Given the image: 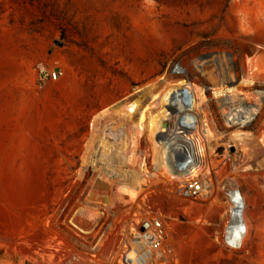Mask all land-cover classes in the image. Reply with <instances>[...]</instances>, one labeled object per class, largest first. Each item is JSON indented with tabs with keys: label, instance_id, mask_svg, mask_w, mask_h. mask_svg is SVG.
<instances>
[{
	"label": "rangeland",
	"instance_id": "1",
	"mask_svg": "<svg viewBox=\"0 0 264 264\" xmlns=\"http://www.w3.org/2000/svg\"><path fill=\"white\" fill-rule=\"evenodd\" d=\"M41 65L60 77L42 84ZM180 78L214 185L195 200L176 196L190 172L148 174L153 144L133 146L116 113L99 118ZM241 105L257 118L230 127ZM234 189L240 247L227 243ZM161 212L174 264H264V0H0V264H120L137 223Z\"/></svg>",
	"mask_w": 264,
	"mask_h": 264
},
{
	"label": "built area",
	"instance_id": "2",
	"mask_svg": "<svg viewBox=\"0 0 264 264\" xmlns=\"http://www.w3.org/2000/svg\"><path fill=\"white\" fill-rule=\"evenodd\" d=\"M182 66L177 63L173 67V73L180 75L185 73ZM60 77V71L50 70L44 65L40 66L39 80L42 84L48 80H56ZM183 99L192 103L193 91L182 88ZM179 101H182L179 97ZM190 101V102H189ZM192 104L191 107L192 108ZM168 115L163 134V144L166 146V164L172 172H189L199 169V175L190 180L180 182L176 190V196L182 199L195 200L198 196L209 195L213 190L211 168L208 163V151H202L206 145L207 133L199 129V114L196 109L190 111L189 120L185 121L178 110ZM181 115V116H180ZM258 109L253 106H233L226 114V121L230 127H243L255 121ZM163 129V128H162ZM159 134V135H160ZM204 167V168H202ZM147 226L142 229V226ZM169 225L163 213L143 218L134 227L130 237L126 241V249L120 258V264H174L175 253L168 244Z\"/></svg>",
	"mask_w": 264,
	"mask_h": 264
},
{
	"label": "bare ground",
	"instance_id": "3",
	"mask_svg": "<svg viewBox=\"0 0 264 264\" xmlns=\"http://www.w3.org/2000/svg\"><path fill=\"white\" fill-rule=\"evenodd\" d=\"M184 83L185 81L183 80V78L177 79V81H170L168 79H164L163 84H161V87H159L160 83L159 81H156L151 85L136 90L135 91L136 97H134L133 99L125 102H120L114 106L113 110L111 108L112 111H110V109L104 110L101 111V113L99 114V118L101 120L106 115L116 113L117 115L121 116V118L124 117L127 121H129L133 126V130L135 129V133L133 137L134 138L133 146L137 147L144 138L153 144L152 147L154 153L152 152L153 153L152 161L155 172L154 173L151 172L148 174L154 175L160 180H161L160 175L163 174L162 168L166 166V161H165L166 151L165 149H163V145H161L162 143L159 144V142L155 139V135L158 132V130H160V125H161L160 121L165 116L173 114V111H170V108H166V107H173L179 111L181 110L182 116H186L185 119L186 121L189 120L190 111H194L193 110L194 108L193 109L182 108V102L178 101L183 91L182 92L176 91V87L183 85ZM188 85L190 86V84ZM191 86L194 85L191 84ZM196 87L197 89H199L198 85H196ZM216 90L221 91V89H216ZM101 120H99V122ZM160 132L162 133L164 131H160ZM159 137L161 138V140L164 138L163 134H160ZM206 145L204 148H202L203 145L201 146L202 151L203 150L206 151L207 149ZM189 172L191 173V175L186 176L185 179L182 180L187 181L199 175V169L197 168ZM177 174H186V171H178ZM143 175L144 174L142 172L135 173L134 183L136 184V187L140 185H148V180L146 178L145 179L142 178L144 177ZM230 193H231V200L237 205L230 224L231 233L236 234V231L239 228L238 222L242 218L241 213H242L243 199L238 189H234Z\"/></svg>",
	"mask_w": 264,
	"mask_h": 264
},
{
	"label": "water",
	"instance_id": "4",
	"mask_svg": "<svg viewBox=\"0 0 264 264\" xmlns=\"http://www.w3.org/2000/svg\"><path fill=\"white\" fill-rule=\"evenodd\" d=\"M239 228L236 231L234 239L236 240V245L234 247H240L242 244V240L246 234V226L244 220L241 218L238 222ZM147 226V223L142 226V229H144ZM231 245V244H230ZM233 246V245H231Z\"/></svg>",
	"mask_w": 264,
	"mask_h": 264
},
{
	"label": "clouds",
	"instance_id": "5",
	"mask_svg": "<svg viewBox=\"0 0 264 264\" xmlns=\"http://www.w3.org/2000/svg\"><path fill=\"white\" fill-rule=\"evenodd\" d=\"M227 243L235 246L236 245V240L235 239L228 240Z\"/></svg>",
	"mask_w": 264,
	"mask_h": 264
}]
</instances>
